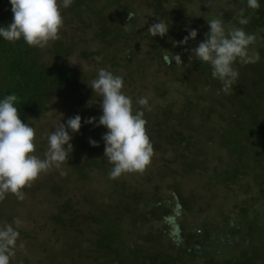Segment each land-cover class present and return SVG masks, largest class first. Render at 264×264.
Masks as SVG:
<instances>
[{"label": "trees", "instance_id": "trees-1", "mask_svg": "<svg viewBox=\"0 0 264 264\" xmlns=\"http://www.w3.org/2000/svg\"><path fill=\"white\" fill-rule=\"evenodd\" d=\"M207 2L206 7V0H73L61 9L72 34L63 32L47 48H30L23 39L11 43L0 37V100L15 94L21 121L33 128L55 99L93 98L88 84L94 75L69 66L77 52L84 59L102 57L101 66L109 65L114 75L126 72L124 84L143 83L146 75L153 78L150 86L142 85L127 96L135 112L140 109L138 98L151 93L147 98L151 111L143 109L147 135L155 153H172L168 166L175 168V182L165 197L153 184L166 175L151 174L148 168L139 188L110 179L112 165L104 157L102 140L107 129L96 126L101 115H94V131L71 135L69 178L52 188L45 181L44 193L54 190L45 199L49 205L64 199L65 184L91 181L95 170L112 188L105 207L85 197V204L93 209L81 216L74 212L80 223L69 221L84 243L71 250L74 264H264V0H259L258 10L249 9L247 0ZM242 16L247 25L239 23ZM216 17L222 19L226 32L235 27L255 34L249 53L260 55L258 63L233 65L239 75L230 95L221 91L210 65L198 60L189 65L192 49L210 32L207 20ZM12 18L9 0H0V27L6 28ZM157 20L169 25L164 37L147 32ZM192 29L197 31L196 39L180 44ZM91 44L99 45L97 51H80V46ZM139 46L145 48L143 59L138 57ZM176 54L183 64L164 59ZM90 140L101 148L93 147ZM94 149L102 159L84 156ZM188 178L197 185L186 196L180 182ZM70 201H63L64 205ZM6 203L0 201V224L12 223L15 214L9 209L21 207L12 195ZM64 213L65 208L59 209L53 216L60 225L66 222ZM187 215L197 225L179 221ZM49 256L52 264H63L59 254Z\"/></svg>", "mask_w": 264, "mask_h": 264}, {"label": "clouds", "instance_id": "clouds-1", "mask_svg": "<svg viewBox=\"0 0 264 264\" xmlns=\"http://www.w3.org/2000/svg\"><path fill=\"white\" fill-rule=\"evenodd\" d=\"M13 14L12 22L6 27H0V37L5 41L15 43L23 39L30 48L45 49L50 43L60 39V30L63 27L61 9L68 8L73 0H9ZM205 6H209L206 0ZM249 9L258 10L259 0H247ZM243 14V10H241ZM132 14L128 17L131 19ZM148 27L147 32L152 36L164 37L169 31V25L163 20ZM210 32L199 45L192 49L189 56V65L193 60L208 64L211 67L213 79L222 85L221 91L230 95L232 86L238 79V71L233 65L238 61L241 65L255 64L260 61L258 52L249 53V47L256 41L255 34H248L243 28L233 27L225 31L220 17L207 20ZM248 20L242 18L239 23L247 25ZM197 31L189 30L180 44H187L195 40ZM175 46V45H174ZM171 64L174 59L181 65L180 55L165 56ZM88 86L94 96L100 98L99 104L102 115L96 124V118L85 121L87 124L103 126L107 132L102 136L104 141V157L112 165L109 172L110 179H118L124 174H143L151 164L154 148L147 135V120L144 118V108L148 107V99L141 97L137 103L139 110L133 111L132 99L122 91L124 81L122 76L114 75L104 68L98 69L97 77ZM219 94V93H218ZM18 101L15 94L7 95L0 100V201L8 195L18 201L25 199L24 189L30 188L41 174H47L53 169L59 170L61 176L67 173L62 166L68 161L73 151L70 143L73 134L81 128V117L76 115L64 123L55 126L47 136V150L44 158L36 153V130L20 119L18 108L14 106ZM97 103L90 100L89 106ZM93 147H98L96 141L90 140ZM67 146V147H65ZM22 224L19 218L12 223L0 225V264H10L16 254L19 231ZM15 225V227L13 226ZM20 248L24 245L21 243Z\"/></svg>", "mask_w": 264, "mask_h": 264}, {"label": "rangeland", "instance_id": "rangeland-1", "mask_svg": "<svg viewBox=\"0 0 264 264\" xmlns=\"http://www.w3.org/2000/svg\"><path fill=\"white\" fill-rule=\"evenodd\" d=\"M143 22L149 23L147 18H144ZM65 31L69 32V34H72V31L67 29L63 23V27L60 30L59 35L61 36ZM98 46L99 45L91 44L86 47L80 46L79 49L82 51L84 48L87 52L92 53L97 51ZM137 52L138 57L140 56V59H143L144 57L142 56L145 52L144 46H139L137 48ZM101 60L102 57L100 56L84 59L80 56V53L77 52L70 60L69 66L76 70H81L89 76L94 75L93 79H95L97 77L98 69L104 68L101 66ZM104 69L108 70L109 65ZM126 74L127 73L122 70L119 71V75L122 76L123 79L126 77ZM136 75L137 79L139 77L138 73ZM151 82L153 83V78L150 76L148 77L147 75L143 83L140 81L137 83H132L131 80L129 83L124 84L123 89L127 91L123 92L127 96L129 91L139 90L141 89L142 85L150 86ZM142 97L150 99L151 93L145 92L142 94ZM92 99L93 101L97 99V103L89 106V101ZM101 102L102 100L100 98H96L94 96V92L93 98L91 99H84L83 97L75 95L55 99L52 102V109L35 124V154L42 159L44 158V153L47 150V136L52 131H54V128L59 123V121L60 123L66 124L69 118L79 115L81 117V128L79 132L84 130L91 132L94 131V124H87L85 121L94 117V115H102V110L99 107ZM69 134L74 135L71 130H69ZM98 147L96 148H101L100 146ZM99 154L100 153L96 152L94 149L90 152V154L89 152H86L84 156L94 155L95 159H102ZM171 154V152H165L164 150L161 152H154V155L151 159V164L148 167V169L153 171L151 174H156L157 176H160L161 174L166 175L164 178H158V180H156L153 184V187L160 188L165 197L168 195L166 191L169 189V186L175 182V180L172 179V174L175 173V168L170 169L168 166L171 162ZM172 167H174V165H172ZM62 170L67 173L65 176H61L59 170L55 169L48 172L47 174H41L37 179L38 181H35L30 187V190L27 191V194H25V199L23 201H19L21 207L17 206L15 207V210L9 209V214H15V218H19L22 221V224L18 229L21 231L24 229L23 233H19V239L17 241V247L15 250L16 254L11 258L10 264H24L26 262V264H35L39 262V260H44L46 263L50 262L49 264H52L53 260H50L51 256H49L51 253L59 254V259L63 264H74L75 252H71V250H78L84 247V243L81 240L82 237H77V232L75 231V228H71L69 221H71V218H73L75 222L78 223L79 221L80 223L81 218L74 212L77 211L81 216L83 212L84 215H86L88 211L93 209L85 204V197H89L90 201L93 200L94 203L100 205V207H105L104 205L107 203V196H109V193H111L112 188L103 182L100 172L95 170L91 173V181H85L83 182L84 184H65L66 187L63 192L65 195L64 199L62 200L57 198L55 199L56 203H53L52 201V203L49 205L45 202V199L49 196V194L53 193L54 190L44 193V189L46 187L45 181L48 182V184H51V188L57 184L63 185V183L69 178L71 174V164L66 162L62 166ZM118 179L121 181V183L125 182L135 188H139L145 183L143 174H124ZM179 181H181V179ZM180 183L186 196L192 194L196 187L195 185H197L192 181V178L184 179ZM33 196H35L34 199L31 198ZM30 198L33 199L32 202L34 203L30 202ZM69 199H71V201L68 202V205H64L63 201H68ZM1 202L6 203V199ZM63 208L66 209V213L63 215V217L66 219V222L65 224L60 225L58 221L53 219V216L59 213V209ZM184 220L187 221L186 223L188 226H195V224L197 225L196 220L193 219L191 215H187L179 221L184 222ZM4 223L5 222L2 224ZM13 226L15 227V225ZM21 243L24 245L23 248L19 247ZM48 257L49 259H47Z\"/></svg>", "mask_w": 264, "mask_h": 264}]
</instances>
